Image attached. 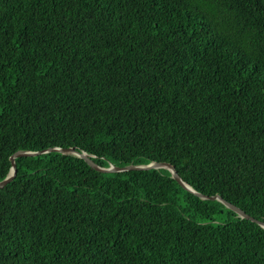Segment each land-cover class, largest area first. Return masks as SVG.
Here are the masks:
<instances>
[{
	"label": "trees",
	"instance_id": "trees-1",
	"mask_svg": "<svg viewBox=\"0 0 264 264\" xmlns=\"http://www.w3.org/2000/svg\"><path fill=\"white\" fill-rule=\"evenodd\" d=\"M53 146L264 221V0H0V180ZM0 264H264V227L49 151L0 188Z\"/></svg>",
	"mask_w": 264,
	"mask_h": 264
},
{
	"label": "water",
	"instance_id": "water-1",
	"mask_svg": "<svg viewBox=\"0 0 264 264\" xmlns=\"http://www.w3.org/2000/svg\"><path fill=\"white\" fill-rule=\"evenodd\" d=\"M61 149V151H70V148L69 149H63V148H59ZM52 150H57V148H48L47 150H41V151H38V152H35V151H19V152H16L12 157H11V160H12V170H11V173L10 176L4 180H0V188H2V186H4L7 182H9L12 178H13V175L14 173L16 172V162H15V157L16 156H19V155H34V154H39V153H42V152H45V151H52ZM71 151H74L72 148H71ZM80 156L84 157L94 168L98 169V170H108V169H105L104 167H101L99 166L92 158L91 156L88 154V153H85V152H82V153H79ZM149 165L153 166V167H168V168H173V176L178 180V182H180L183 186L185 185L187 188H190L188 187V185H186L185 181L183 180V178L180 176V174L177 172V170L175 169V166H173L171 163H168L166 161H162V162H156V163H149ZM126 168H129L131 169L132 168V165H129L128 167ZM149 168V167H148ZM118 169V168H116ZM195 194H197L198 196L202 197V198H208V199H214V198H219L221 200H223L225 203H227L230 207H232L233 209H235L238 213H240L242 216H245L247 218H250L251 220L253 221H256L258 222L259 224H261L263 227H264V221L262 220H259L257 218H255L254 216H251L249 214L246 213V211H244L242 208H240L239 206H236L230 202H228L227 200H225L222 196L220 195H213V196H210V195H205V194H202L200 192H196Z\"/></svg>",
	"mask_w": 264,
	"mask_h": 264
},
{
	"label": "bare ground",
	"instance_id": "bare-ground-1",
	"mask_svg": "<svg viewBox=\"0 0 264 264\" xmlns=\"http://www.w3.org/2000/svg\"><path fill=\"white\" fill-rule=\"evenodd\" d=\"M49 148H51V147H49ZM53 148H57V150H52V151H59V152H62V153H65V154H73V155H76V156H78V157H81V158H84V157H82V156H80L79 155V153H82V152H85V153H88L87 151H78L75 147H67V148H64V147H60V146H53ZM59 148H63V149H69L70 148V151H61V149H59ZM71 148L74 150V151H71ZM48 149V148H47ZM47 149H42V150H47ZM19 151H35V152H38V151H41V150H18V151H16V152H19ZM15 152V153H16ZM45 152H49V151H45ZM45 152H42V153H45ZM14 153V154H15ZM42 153H39V154H42ZM13 154V155H14ZM90 156H91V158L93 159V155L92 154H90V153H88ZM12 155V156H13ZM34 155H38V154H34ZM11 156V157H12ZM19 156H22V155H19ZM25 156V155H24ZM31 156V155H30ZM16 157H18V156H16ZM16 157L14 158L15 159V162H16ZM85 159V158H84ZM86 160V159H85ZM94 160V159H93ZM12 161V160H11ZM87 161V160H86ZM95 161V160H94ZM88 162V161H87ZM96 162V161H95ZM156 162H162V161H151L150 163L151 164H153V163H156ZM89 163V162H88ZM97 163V162H96ZM90 164V163H89ZM98 164V163H97ZM91 165V164H90ZM99 166H101V167H104L105 169H108V170H104V171H106V172H109V171H125V170H130L129 168H126V167H128L129 165H132V168L131 169H148V167L149 168H157V167H153V166H151V165H149V163H147V164H145V163H141V164H129V165H125V166H118V165H114V164H110L109 166H102V165H100V164H98ZM92 166V165H91ZM93 167V166H92ZM116 168H118V169H116ZM158 168H160V167H158ZM164 168H167V169H169L170 171H171V173H172V175H173V168H168V167H165L164 166ZM176 169V168H175ZM11 170H12V167H11ZM11 170H10V172L8 173V175L4 178V179H6V178H8L9 176H10V174H12L11 173ZM103 171V170H102ZM178 172V171H177ZM14 176H15V173H14V175H13V178H14ZM181 176V175H180ZM174 177V176H173ZM182 177V176H181ZM12 178V179H13ZM175 178V177H174ZM4 179H2V180H4ZM11 179V180H12ZM1 180V181H2ZM10 180V181H11ZM184 180V179H183ZM9 181V182H10ZM185 181V180H184ZM9 182H7V183H9ZM6 183V184H7ZM185 183H186V185H188V187H190V188H187L185 185H184V187L185 188H187V189H189L190 191H192L193 193H196V192H199V191H197V190H195L189 183H187L186 181H185ZM5 184V185H6ZM4 185V186H5ZM3 187V186H2ZM201 193V192H200ZM203 194V193H202ZM215 195H219V194H215ZM210 196H213V195H210ZM221 196V195H220ZM208 199V198H207ZM214 199H218V200H220V201H222V202H224L223 200H221V199H219V198H214ZM226 200V199H225ZM229 202V201H228ZM225 203V202H224ZM231 203V202H230ZM226 204V206H228V207H230L227 203H225ZM233 204V203H232ZM112 205V204H111ZM235 205V204H234ZM237 206V205H236ZM231 209H233L232 207H230ZM233 210H235V209H233ZM236 211V210H235ZM237 212V211H236ZM240 216H242L240 213H238ZM248 214V213H247ZM250 215V214H249ZM252 216V215H251ZM242 217H245V216H242ZM247 218V217H246ZM261 225V224H260Z\"/></svg>",
	"mask_w": 264,
	"mask_h": 264
}]
</instances>
